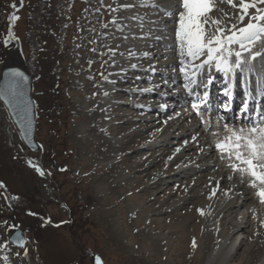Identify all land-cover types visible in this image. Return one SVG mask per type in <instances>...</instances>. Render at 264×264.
Returning <instances> with one entry per match:
<instances>
[{
    "label": "rangeland",
    "instance_id": "374dc122",
    "mask_svg": "<svg viewBox=\"0 0 264 264\" xmlns=\"http://www.w3.org/2000/svg\"><path fill=\"white\" fill-rule=\"evenodd\" d=\"M157 1L23 0L21 6V0H0V65L8 51L14 49L13 43L5 44L11 29L10 38L20 44L32 77V99L36 107L35 140L39 146L35 152L26 149L0 101V183L3 185L0 187V264H95L96 256L101 258L102 264H199L196 258L200 249L199 234L194 236L197 246L193 248V238L189 240L191 244L180 242V229L184 228L189 233H193L195 229L197 232L205 230L204 218L197 211V205L201 201L200 197L202 199L207 193L190 197L179 204L176 211L166 212V207L174 205L182 195L187 179H165V170L175 177L169 168L170 164H166L168 154L147 169H144V162L139 168L143 169L142 172H138L139 169L134 165L150 156L153 150L141 146V138L144 136L132 135L138 125L142 124L140 121L123 123L126 119L123 114L136 117L133 114L141 111L128 105L131 99L138 100L139 97L128 95L127 88L133 85L152 89L156 83H160L158 78L134 84L133 81L130 84L133 76H152L147 71L143 74L126 73L132 76L126 77L129 83L124 81L115 87L117 95L114 97L120 107L111 114L116 116H91L101 98L99 94L106 88L103 77L108 78L111 72V55L121 53L131 43L123 32L142 27L136 26V22L127 16L124 17L125 13L124 16L121 15L122 7L135 6L136 9L133 8L130 12L137 18V15L144 14L145 11L155 10L152 7L148 9L136 6L139 2L146 4ZM13 3L17 5L15 9L11 7ZM166 4L168 9L179 8L178 4ZM224 6L228 10V5ZM13 13L19 16V20L10 24L9 17ZM160 15H157L159 19L169 14H163L164 17ZM171 16L172 19L176 17ZM177 21L172 22V27L177 25ZM166 24L169 23H163L164 26ZM148 34L144 35L145 38L154 37ZM167 36L171 34L164 36L168 42ZM176 44L178 47V42ZM171 47L175 55L177 48ZM162 48L160 52L167 50L164 46ZM117 58L112 57L113 60ZM160 58L174 59L173 56L162 55V52L156 57ZM157 63H149L147 66L161 72L156 74L158 76L162 75V70H166L164 74H167L168 66L160 67ZM162 81L168 82L161 80L160 87H167ZM155 86L154 88L161 89ZM91 87H95L96 94L91 93ZM157 94H153V102H156ZM164 100L166 103L168 99ZM167 111L163 113V117ZM177 115H183L184 122L188 121L186 114ZM161 121L164 120L160 119L157 123L161 125ZM114 123L121 126L120 131H109ZM198 129L200 127L193 129L194 132L187 130L181 141L188 138L191 141L194 140L193 137L202 141L201 132L197 134ZM122 139L126 143H122ZM106 141L118 148H115L114 151L118 153H115L116 157L111 161L103 158ZM203 143L201 147L197 145V149L187 151L189 160L198 153L199 148L209 149L206 142ZM171 146L169 149L178 144L176 142ZM121 154L125 156L119 157ZM122 158L124 162L121 163ZM205 159H210L209 162L214 164L215 159L210 154ZM37 166L43 170L44 175L39 174ZM216 170L217 166H214L209 174L214 175ZM155 174L162 175L167 183L161 186L151 184L144 189ZM202 174L204 173L196 172L188 179L194 176L202 179ZM184 181L186 182L183 184ZM223 187L224 182H221L220 188ZM215 188L216 191L219 190V187ZM241 214L242 211L237 214V218ZM184 216L187 219L182 222ZM234 220L236 221L235 216L232 221L235 222ZM256 222L259 224L254 221ZM11 225L23 230L26 239L23 248L18 249L9 243L7 236L15 229ZM227 225V241L232 242L237 237V231L231 233L230 226ZM258 228L254 224L238 231L239 236L244 238L236 241L234 256L229 259L228 264H246L248 256H261L263 239L260 238L263 236L257 239V233L260 232ZM204 239V246H207L208 238ZM5 244L6 247L3 246ZM29 254L31 257H28ZM258 263L259 260L256 261Z\"/></svg>",
    "mask_w": 264,
    "mask_h": 264
},
{
    "label": "bare ground",
    "instance_id": "6f19581e",
    "mask_svg": "<svg viewBox=\"0 0 264 264\" xmlns=\"http://www.w3.org/2000/svg\"><path fill=\"white\" fill-rule=\"evenodd\" d=\"M161 2H164L165 4L160 3V6H159L157 4L158 2L157 3L146 2V4L139 2V4H137L136 6H139V7L145 6L148 9H151L152 6H158L160 9L168 10V7L167 8L165 7V5H167L166 2L170 3L171 5L173 4L174 0H170V2L169 0H162ZM218 6L219 8L223 9V13L229 12L228 14L230 16L233 15V13L235 12V10L232 9L229 5H228V10H225L224 4H219ZM134 7L135 6L122 7V12L120 14L121 15L123 14L124 16V13H125L124 17L127 16L128 19L136 22L134 23L136 26L141 25L142 27H138V29L136 27L133 29L131 28L132 30L130 31L126 30L128 33L123 32L126 34L125 35L126 39L130 41L131 43H129V45L127 44V46L129 47L125 48L124 50L122 49L121 53L111 55L112 57L117 56L118 58L113 60L111 57V60H110L111 61L110 63L111 72H109L108 79L104 83V86L106 88L100 94L98 93L101 98L98 100V105L95 108H93L91 112V116L94 114L95 115L101 114L104 116H109V115L116 116V114H111L113 111H117L118 107H120V104H118V101L115 100L116 97H114V95H117V90H115V87L117 86V84H120L124 81L129 82V79L126 78L129 74L127 75L126 72L130 73L132 71H136V72L144 73L148 70L151 71L150 67L147 65H149V63H154L156 61L158 62L156 65L160 67L169 66V65H172L174 62H176L175 59H168V58L167 59H161V58L156 59V57L159 56L161 52H162V55L169 56V57L173 56L175 53V51L173 53L171 49L170 50L167 49L164 52L163 51L160 52V50L163 49L162 47L164 46V48H166V46L164 44L165 41H163V39L161 40L160 38L156 37L157 35H162V34L169 35L170 33L171 36H169L167 39L168 41H170L169 39H171L170 37H172V40L171 42H169V44H171V46H174V48H178L176 47L177 41L175 37V31L170 30L172 26L163 25L165 21H169L168 18L164 17V18L155 20L158 15V14L155 15V13H157L155 12V10H149L147 12L145 11L144 14L137 15L138 17L136 18L135 14L130 12L131 10H133ZM152 8L154 9V7ZM135 9L136 8H134V10ZM223 13L217 12L216 14H219L217 16H222ZM124 17H122L124 20H128ZM145 29L146 30L148 29L149 31L146 32ZM167 29H169L170 31H168ZM141 33L142 34L144 33L143 36ZM146 33L154 35V37L147 36V38H145ZM170 48H173V47H170ZM154 49H157V50L154 51ZM145 53H147V55H145ZM132 65H136V67H132ZM164 72H166V70H162L163 76L164 75L169 76V74L170 76L173 75L172 73H170L171 72L170 70H168L167 74H164ZM157 76L158 75H153L149 79L148 78L147 79L137 78L136 80H134V82L133 81L132 82L136 83L141 80H146L148 82L155 81L157 80ZM165 86H168V85L165 84ZM91 89H92L91 93H95V90H96L95 87H91ZM145 89L146 88H142L141 86H137V87L130 86L126 90L128 95H131L135 98L139 97L140 99V100L131 99L130 102L128 103L130 108H133V109L138 108V110H141V111L138 114H133L136 117H133L131 114L129 116L127 115V113L123 114L126 118L123 120V123L127 122V124H129L128 122L131 123L134 121H140V123L142 124L139 123L140 125H138L134 133L132 132V135L144 136L141 138L142 140V142L140 143L141 146L145 148H149L151 149V151L153 150L150 156L145 157V159H143L142 162L137 161L134 167L139 169L140 166H142L143 163L145 162L146 166L144 169H147L149 168L151 164L154 165L157 162V160L159 161L163 155L168 154L167 155L168 158L166 160L167 162L166 161L165 162L166 164H170L171 167L169 168L171 170V173L175 175V177L177 178L182 177L184 180L187 179L186 180L187 183L183 186L182 195L179 197L178 201L174 205L166 207V212L167 211L171 212L172 210L176 211L178 207L180 206L179 204L186 202L187 199H189L190 197H193V196L199 197L202 193H205V192L207 193L206 196L203 195L202 199L200 197L201 201L197 205L198 209H203L205 212V215L202 216L204 218L203 223L206 226L205 230L203 229V231L199 230L197 232L195 229L193 233H189L186 230H184V228H182L180 229L182 232L180 242L191 244L189 240H191V238H194V236L197 237V235L199 234L198 235V238H199L198 247L200 246V249H198L199 253H197L198 255L196 257L198 259L199 264H228L229 259H231V257L234 256L233 254L235 250H234V243L231 241H227L228 236H229V231H227L228 229L227 230L225 229V225L228 224L230 226L229 227L230 232L237 230L236 232L237 234L240 233L238 232L239 230H242V229L245 230L247 226H250V225L252 227V225L255 224V226L258 225L259 227V224H257V222L254 223V221H258V220L253 219V212H249L248 210H247V214H245L246 215L245 218L243 215L241 216V218L236 219L235 222L232 221L233 217L235 216V213L237 212V209L241 205L243 206L245 205L246 208L247 207L254 208L255 200L253 199L251 190H248V188L244 187L243 184L240 185V183H238L233 178L231 180L228 179V176L231 175V173L227 172V171H230V168L228 166H219L216 160H214L213 162L214 164H211L209 162L210 159H205V157H207L210 154L211 149L206 150L205 148H199L198 153L195 154V156L193 157L191 156L192 158L189 160L187 158V155L189 154V152L187 154V151L192 150V149H197V145L198 147H201V145L204 144L203 141H205V138L207 137L206 133L200 131L202 134V141L199 140L200 143L196 139L190 141L191 138L181 141V139L186 135L185 133L187 130H191L192 132H194L193 129H196L200 126H197L196 122H190V121L184 122L185 118L183 115L171 116L169 120L166 119L163 122L161 121L162 123L161 125H159L157 121L159 122L160 120L159 118L161 116L163 117V113L167 110L162 111L160 110V108H162L161 105L153 104L149 100H147V98L145 100L144 97H149V95L151 96L153 93L152 91H154L152 89L150 91H144ZM147 89H150V88H147ZM80 94L82 93L80 92ZM180 94L181 93L175 94L177 104L180 103V101L178 100L180 98L179 96ZM91 96H93V94ZM99 96H96V98ZM141 112H144V113L142 114ZM84 116L85 115L83 114V117ZM105 121L106 120H104V122ZM92 127L94 128V125H92ZM154 127H157V129H153ZM173 127L177 129L173 130ZM119 128H121V126L115 125L114 123L110 126L109 131L112 130L114 132V131L119 130ZM203 128H204L203 126L200 127V130H203ZM95 129L98 130L97 128ZM146 133L148 134L145 136ZM121 142L126 143L124 139H122ZM176 142L178 146H176L173 149H169L170 146ZM106 146L107 147L105 148V151H104L105 153H104L103 158H107L108 160L111 161V159L116 157L115 153L116 154L118 153L117 151H114V150L116 149L118 150V148H116L117 145L111 146V142H107ZM177 149H179V151H177ZM137 151H139V149H137ZM214 154L216 155V157L220 156L218 152ZM120 160H121V163L124 162L123 158ZM214 166L215 167L217 166V170H216V173L211 176V174L209 173H212V168ZM142 170L143 169H139L138 172L141 173ZM196 172L204 173L202 174L203 177L202 179L196 176L193 177L194 179L190 178L193 181L192 185H190L191 180L188 178L191 175L193 176L194 173ZM231 176L233 177V175ZM164 180L165 179L162 175L155 174L153 175L152 180L150 181V184L145 185L144 189L149 188L151 184H156L157 186H161V184L167 183V181H164ZM186 181L182 183L184 184ZM221 182H224L223 188H220ZM201 183H202V186H199ZM217 183H219V190H217L216 194L212 196L210 199L209 197L213 189L215 188V186H217ZM237 198L241 200V202L237 203L236 202ZM262 209L263 208L256 209V215L259 218L264 219V209L263 210ZM185 219H187V216H184L182 222H184ZM258 229L260 232L258 233L256 232L258 234L257 239L263 236L262 238H260V239H263V241H261L263 243L262 245L263 248L260 250L261 256L259 255L255 257L248 256L246 260V264H256L257 260H259L258 264H264V228L259 227ZM240 237H243V236H240ZM204 238H208L207 246H204V241H205ZM28 257H31L30 254L28 255Z\"/></svg>",
    "mask_w": 264,
    "mask_h": 264
},
{
    "label": "snow or ice",
    "instance_id": "6c2138e0",
    "mask_svg": "<svg viewBox=\"0 0 264 264\" xmlns=\"http://www.w3.org/2000/svg\"><path fill=\"white\" fill-rule=\"evenodd\" d=\"M22 4L23 0H21V6ZM219 4H227L235 12L231 16L223 13ZM130 6L124 5V7ZM179 6L182 10L168 14L178 17L175 37L181 56L179 71L187 81L184 88L190 96L199 95L195 88L199 87L200 77L206 69L214 68L216 72L228 77L235 74L237 70H243L247 64L258 57L264 58V53L254 51L257 43H264V0H180ZM11 7L15 9L17 5L13 3ZM217 12L223 15L217 16ZM9 20L10 24H15L19 16L13 13ZM9 35H12L11 29ZM10 75L14 80L15 78L27 79L23 73L15 70ZM101 75L103 76V73ZM103 78L108 79L107 76ZM208 83H211V79ZM204 86L207 87V84ZM17 87H19L18 82ZM231 88L232 85L229 84L225 95L231 94ZM14 94L15 89H10L8 93L0 91V98L11 103L7 97ZM207 95L205 92L199 103L195 101L191 103L192 112L199 118L204 131L213 137L220 159L227 161V166L233 174H239L242 182L245 177L248 178V186L254 190L259 204L264 206V120L255 122L251 126L237 128L222 123L223 117L217 116L213 124L211 110L207 107ZM161 107L164 106L161 105ZM245 109H247L246 104ZM36 170L40 175H44L43 170L38 166ZM228 179L231 180L232 176H228ZM0 187H3L2 183ZM218 187L219 183H217ZM215 194L216 188L213 189L209 198L211 199ZM197 211L205 215L203 209H197ZM252 212L253 219L259 222V227L264 228V219L256 215L255 208ZM16 239L19 246L23 248L26 242L19 236ZM196 246L195 238H193L192 247L196 248ZM95 264H102L99 256L95 257Z\"/></svg>",
    "mask_w": 264,
    "mask_h": 264
},
{
    "label": "water",
    "instance_id": "95a60500",
    "mask_svg": "<svg viewBox=\"0 0 264 264\" xmlns=\"http://www.w3.org/2000/svg\"><path fill=\"white\" fill-rule=\"evenodd\" d=\"M0 67V91L8 93L10 89H15L14 95H8L11 103L6 102L4 98H0L7 113L15 125L19 137L22 139L26 148L31 151H37L38 145L35 141V108L31 99L32 84L31 77L22 61L20 63L13 62L12 56H6L5 62ZM15 70L19 71L27 77L26 80L21 78H12L10 73ZM17 82L19 87H17ZM21 230H15L10 236L9 241L19 246L17 237L22 236Z\"/></svg>",
    "mask_w": 264,
    "mask_h": 264
}]
</instances>
